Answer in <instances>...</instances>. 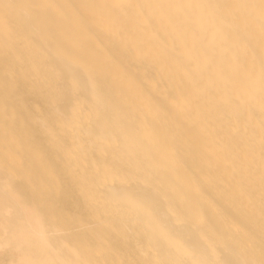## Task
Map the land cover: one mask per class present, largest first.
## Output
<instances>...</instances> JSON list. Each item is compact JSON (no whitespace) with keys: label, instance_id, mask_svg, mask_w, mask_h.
I'll return each mask as SVG.
<instances>
[{"label":"bare ground","instance_id":"1","mask_svg":"<svg viewBox=\"0 0 264 264\" xmlns=\"http://www.w3.org/2000/svg\"><path fill=\"white\" fill-rule=\"evenodd\" d=\"M0 255L264 264V0H0Z\"/></svg>","mask_w":264,"mask_h":264},{"label":"rangeland","instance_id":"2","mask_svg":"<svg viewBox=\"0 0 264 264\" xmlns=\"http://www.w3.org/2000/svg\"><path fill=\"white\" fill-rule=\"evenodd\" d=\"M26 97L28 98V100L26 101L27 103H31L32 102V100H33V95H31V93H26ZM39 98H37L36 100L37 101H39V104L41 105V107L44 109V111L45 112H47L51 117L54 115L55 116V112L52 110V108H51V106H50V103L49 102H47V101H43V100H41V99H39ZM57 124V126L59 127V129H62V124L61 123H59V122H57L56 123ZM40 149H41V147H40ZM54 150V149H53ZM56 160L58 161V162H60V163H66V160H63V158L62 157H56ZM79 184H77L78 186L79 185H81V182L79 181L78 182ZM83 196V194H77V196H76V194L75 195H73V197H72V199H74V198H76V197H79V199H81V208H83L85 211L88 209V207H87V205L88 204H91L92 206H94L95 208H99L98 206L101 204L100 203V199H90V200H88L86 197H85V199L82 197ZM83 198V199H82ZM93 200V201H92ZM95 200V201H94ZM96 200H98V201H96ZM98 214H100L102 217H104L105 216V213H104V211L103 210H99V212H98ZM87 219L88 220H93L94 218L92 217V216H90V217H87ZM149 248H150V250L152 251V249H153V247H151L150 245H149ZM9 263V257L8 256H5L4 258H2V256L0 255V264H8ZM137 264H142V263H138L137 262ZM143 264H145V263H143ZM147 264V263H146Z\"/></svg>","mask_w":264,"mask_h":264}]
</instances>
